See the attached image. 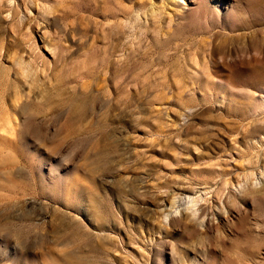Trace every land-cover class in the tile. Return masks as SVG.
I'll list each match as a JSON object with an SVG mask.
<instances>
[{"label": "rangeland", "instance_id": "obj_1", "mask_svg": "<svg viewBox=\"0 0 264 264\" xmlns=\"http://www.w3.org/2000/svg\"><path fill=\"white\" fill-rule=\"evenodd\" d=\"M0 264H264V0H0Z\"/></svg>", "mask_w": 264, "mask_h": 264}]
</instances>
